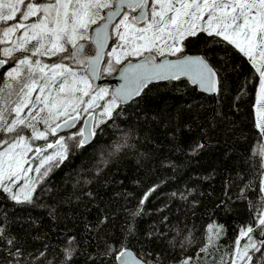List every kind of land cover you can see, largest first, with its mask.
I'll list each match as a JSON object with an SVG mask.
<instances>
[{
  "label": "trees",
  "instance_id": "obj_1",
  "mask_svg": "<svg viewBox=\"0 0 264 264\" xmlns=\"http://www.w3.org/2000/svg\"><path fill=\"white\" fill-rule=\"evenodd\" d=\"M89 47L93 49L86 44L85 53ZM187 51L208 54L223 78L216 101L184 79L152 83L137 98L139 103L120 106L124 111L119 118L113 112L116 126L111 120L101 124L90 143L70 149L62 162H52L31 204H17L0 190V227L15 237L14 247L0 240V264H60L72 238L76 254L70 264H117L102 255L105 242L118 247L130 225L135 234L127 238L128 247L152 264L197 258L213 222L224 225L221 246L230 254L248 241L240 235L245 225L254 226V240L261 239L257 214L264 211V119L259 125L256 116L260 74L233 46L197 41ZM115 73L103 71V77ZM102 86L110 92V84ZM107 99L95 109L97 120ZM86 115L82 112L81 118ZM79 129L64 133L65 141ZM125 136L129 146L109 155ZM137 209L140 214L133 218ZM9 248L13 253L19 248L20 254L10 255ZM249 254L256 264L260 253Z\"/></svg>",
  "mask_w": 264,
  "mask_h": 264
},
{
  "label": "snow or ice",
  "instance_id": "obj_2",
  "mask_svg": "<svg viewBox=\"0 0 264 264\" xmlns=\"http://www.w3.org/2000/svg\"><path fill=\"white\" fill-rule=\"evenodd\" d=\"M0 34V45H11L2 49L7 59H0V85L4 84L5 76L9 78L6 91L0 88V145H7L6 150L0 151V190L17 204L32 203L39 180H34L29 173L35 171L37 177H46L51 171V162H62L70 149L75 151L89 143L97 135L95 128L109 120L116 126L113 112L119 118L124 111L122 104L139 103L137 98L146 95L144 90L154 81L188 77L204 91L222 92L223 78L218 76L208 54L191 55L187 51L197 41L233 46L248 57L260 74V99L264 101V0H0ZM109 40L111 48L107 47ZM89 43L95 45V50L89 47L86 54ZM257 50L259 61L254 55ZM105 55L108 59L103 71L119 70L124 80L112 92L102 85L93 86V81L101 78ZM45 56L58 59L50 64L33 59ZM130 57L141 59L132 63ZM157 58L164 59L157 62ZM73 64L77 68L84 66V74L76 71ZM120 65L123 67L118 68ZM13 96L14 99H8ZM106 96L110 99L105 100L99 113L101 119L97 120L95 109ZM82 112L91 116L87 136L79 130L69 135L68 142L59 136L55 144L46 145L49 149L55 147V153L44 156L35 169L25 167L29 164L32 141L47 140L49 135L56 136L65 128H74ZM61 118L62 122L57 123ZM40 124L43 130L38 128ZM261 131L264 132V126ZM77 135L80 139H76ZM128 146L125 136L124 143L117 144L109 155ZM44 150L37 147L35 152ZM41 168L45 170L41 172ZM21 180L23 184L14 191ZM139 214L137 209L131 216L135 218ZM257 219V237L264 238V211L258 212ZM254 230V226H244L240 235L248 237L249 242L242 250L236 248L233 264L237 260L252 264L250 250L260 253L256 264H264L261 251L264 239L254 240L250 235ZM134 234L135 227L130 225L125 239L117 242L118 247L105 242L102 255L112 257L118 264H152L128 247L127 238ZM211 239L208 238L209 244ZM0 240L15 246V237L7 236L2 227ZM73 241L74 238L63 250L64 260L60 264H70L76 254ZM169 243L175 247L174 242ZM180 247L184 249L185 244ZM206 251V246L199 249V252ZM9 254L16 256L20 249L13 253L9 248ZM194 259L195 256H186L179 264H191Z\"/></svg>",
  "mask_w": 264,
  "mask_h": 264
},
{
  "label": "rangeland",
  "instance_id": "obj_3",
  "mask_svg": "<svg viewBox=\"0 0 264 264\" xmlns=\"http://www.w3.org/2000/svg\"><path fill=\"white\" fill-rule=\"evenodd\" d=\"M30 22L31 21H28L26 23H30ZM18 35H19V33H18ZM0 38H2V34H0ZM5 46H11V45L10 44L9 45H0V54H2V49ZM112 46L113 45H111V47ZM258 51L259 50H257L256 53H254L257 61H259ZM16 55H20V53H16ZM2 56H3V54H2ZM33 59H41L43 63H49V64L55 60V59H52V57H51V59L49 57H46L45 59H43V57H35ZM107 59H108V57H107ZM68 63H69V61H68ZM80 68H81V70H83V66H81ZM255 68H256V66H255ZM3 79H4V84L0 85V88H5V91H6V84H7L9 78L7 76H5ZM34 97H35V94L33 95V98ZM8 99H14V96L9 97ZM25 111H27V109ZM87 116L88 115L84 116L83 118H85ZM256 116H257V120L259 122V125H261L262 120H263L262 117H264V101H262L260 99V90H259V95L257 96ZM62 119L63 118H61L60 121H57V123H61ZM38 128L40 130H43V125L42 124L38 125ZM79 131H81V129H79ZM49 137H52V135H49L48 138ZM57 140H58V137H57V139H55L54 142H49V143L55 144L57 142ZM40 141H43V139L32 141V151L28 153L29 164L25 165V167H32L33 169H35L36 167H39L40 161L44 156L51 155V154L56 152L55 147L50 148V149L46 147V145L48 143H44V144L38 143L37 144V142H40ZM37 147L44 148L45 150L38 154L35 152V149ZM6 148H7V145H0V151H4V150H6ZM53 162H55V161H53ZM51 164H52V162H51ZM48 166L49 165H45V168H47ZM44 170H45L44 168H41V172H43ZM29 175L34 180H39V183L42 180L41 178L37 177V174L35 173V171H33L32 173H29ZM22 184H23V180H21L19 182V184H17L14 187V191L18 190L19 186ZM38 184L36 185V188H37ZM36 188H35V190H36ZM34 193H33V195H34ZM33 195H32V197H33ZM217 232L219 233L218 236L215 235V233H217ZM224 234H225V228H224V225L222 223H218V222L210 223L208 225V228H207V240H206V244H205V246L207 247V251L202 252V254H200L196 259L192 260L191 264H197L201 261H208V260L215 261V264H233V260L235 259V250L236 249L232 251L233 252L232 254H230V251H231L230 249H228L225 246H221V241H222V238L224 237ZM209 237H212L210 244L208 242ZM248 242L249 241H246L240 247H239V245H237V247H239L242 250ZM236 264H242V261L237 260Z\"/></svg>",
  "mask_w": 264,
  "mask_h": 264
},
{
  "label": "water",
  "instance_id": "obj_4",
  "mask_svg": "<svg viewBox=\"0 0 264 264\" xmlns=\"http://www.w3.org/2000/svg\"><path fill=\"white\" fill-rule=\"evenodd\" d=\"M106 11H107V10H105V12H106ZM95 27H96V25L93 26V28H95ZM93 35H94V33H93ZM110 44H111V40L108 41V45H107L108 48L110 47ZM93 46H94V49H95V45H94V44H93ZM191 55H198V54H191ZM166 58H167V59H175V57H166ZM140 59H141V58H140ZM140 59H137V60H133V59H131L130 61H131L132 63H138V62H140ZM161 59H164V58H161ZM161 59H157V62H159ZM105 60H106V55H105V57H104V60H102V62H101V74H100V76L102 75V69H103V65H104V63H105ZM125 63H127V61H126ZM4 67H5V65H4ZM120 67H123V65H121ZM120 67H119V68H120ZM181 79H184V80L188 81L191 85L196 86L199 92H201V93H203V94H206V95H208V96H211V97L214 99V101H216V98H217L218 92H208V91H204V90L201 89L198 85L193 84V83L191 82V80H190L188 77H181ZM164 81H176V80H159V81H154L153 83L164 82ZM104 83H108V84L111 85L110 92H112V91H114L117 87L123 85L124 80L122 79L119 70H117L116 73H115L111 78H104V77H101L100 79L94 80V81H93V86H94V87H95V86H100V85H102V84H104ZM149 85H150V84H149ZM122 105H126V104H122ZM90 119H91V116L87 117V118L85 119L83 125H82V130H83L82 132H84V134H85L86 136L89 134V124H88V121H89ZM78 124H79V121L76 123V126H75L74 128H65V129H63L62 131H59L57 134H60V133H62V132H63V133H64V132H69V131L75 129V128L78 126ZM93 137H94V136H93ZM93 137H91L90 142L93 140ZM90 142H89V143H90ZM87 144H88V143H87ZM85 145H86V144H85ZM261 239H264V238H261ZM132 252H133V251H132ZM133 253H134V252H133ZM117 264H118V262H117Z\"/></svg>",
  "mask_w": 264,
  "mask_h": 264
},
{
  "label": "flooded vegetation",
  "instance_id": "obj_5",
  "mask_svg": "<svg viewBox=\"0 0 264 264\" xmlns=\"http://www.w3.org/2000/svg\"><path fill=\"white\" fill-rule=\"evenodd\" d=\"M0 58H1V59H5V57H3L2 54H0ZM130 58H131V59H140V58H136V57H130ZM130 58H129V59H130ZM6 59H7V58H6ZM157 59H161V58H157ZM8 67H9V65L6 64L4 68L7 69ZM102 77H103V76H102ZM82 122H83V118L80 119V123H82ZM60 135L63 136V132L60 133Z\"/></svg>",
  "mask_w": 264,
  "mask_h": 264
}]
</instances>
